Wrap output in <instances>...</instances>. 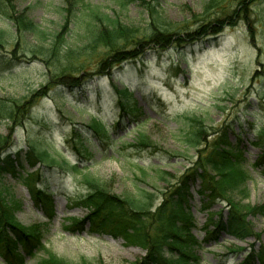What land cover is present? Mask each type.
Wrapping results in <instances>:
<instances>
[{
	"label": "rangeland",
	"instance_id": "rangeland-1",
	"mask_svg": "<svg viewBox=\"0 0 264 264\" xmlns=\"http://www.w3.org/2000/svg\"><path fill=\"white\" fill-rule=\"evenodd\" d=\"M147 1L127 0L119 6L116 0H84L140 32L147 23L143 6ZM240 2L159 0L161 12L173 25L183 24L192 30L210 15H233L234 23L219 34H207L193 43L165 50L150 46L140 58L126 61L106 74H95L100 57L96 54L87 62L86 72L79 76L84 78L87 90L64 88L63 98L55 95L57 87L46 89V65L30 61V54L23 57L21 50H17L19 45H46L48 36L58 31L64 33L63 0H12L10 9L18 14L24 12L46 34L41 37L31 33L18 35L0 12V30L9 39L6 47L19 56L12 65L0 69V97L26 96L43 86L47 93L33 107L31 119L11 135L6 120H0V137L11 140L6 153L25 151L28 143L34 142L56 159L51 166L47 162H37L33 168L25 166L33 177L39 173L29 182L32 191L22 177L0 174V215H12L19 228L37 236L44 245L24 264H49L51 257L71 264H149L144 247L113 238L104 230L92 231L88 223L74 225L87 212L77 202L86 193L82 177L105 183L114 195L143 199L153 211L163 193L195 160L196 148L190 137L201 127L205 129L202 143L222 135L224 141L232 144L235 154L241 152L240 170L244 176L225 196L209 202L205 211L195 193L199 181L194 183L190 189L194 224L189 233L177 234L181 243L177 254L187 260L184 264H193L196 259L198 264H243L241 260L251 253L250 264H264V260L255 258V253L264 252V175L262 162H257L262 148L250 145L259 139L264 147V0H246L245 18H241ZM203 13L205 16H201ZM67 26L68 45L86 43L82 25ZM124 87L131 96L122 99L134 104L137 110L124 113L115 131L111 128L119 112L115 88ZM93 119L105 123L115 141L107 150L90 144L87 151L91 156L80 158L66 139L73 127L80 133L87 131L85 127ZM138 134L156 148L130 146ZM90 138L96 141L93 135ZM77 163L80 171H73L71 166ZM42 188L49 193L48 202L40 194ZM231 207L243 212L253 235L239 240L219 233L216 241L204 239L206 232L213 229L212 221L217 215L221 213L225 218ZM7 231V238L13 239ZM192 237L200 242L199 247L190 243Z\"/></svg>",
	"mask_w": 264,
	"mask_h": 264
},
{
	"label": "trees",
	"instance_id": "trees-1",
	"mask_svg": "<svg viewBox=\"0 0 264 264\" xmlns=\"http://www.w3.org/2000/svg\"><path fill=\"white\" fill-rule=\"evenodd\" d=\"M126 1L116 0L119 6H123ZM245 2L246 0H241L239 3V6L243 7L241 18H245ZM11 3L12 0H0V12L13 24L15 33L18 35L31 33L37 37L46 35L24 12L18 14L10 9ZM63 4L64 33L60 34L58 31L48 36L46 45H19L17 47V50H21V56L26 57L30 54V61L37 60L46 65L49 69V80L45 87L48 86L46 89L57 87L55 95L62 96L61 98H63L64 88L87 90L84 78L81 79L79 76L86 72L87 62L96 54H100V57L96 63L98 66L95 74H106L126 61L140 58L150 46L165 50L169 47L193 43L207 34H219L225 26L234 23V20H231L233 15L225 17L210 15L202 19L207 23L211 21V23L206 24L203 21L204 23L198 24L191 30L183 24L169 23L170 21L161 12L159 0H149L143 3L148 18L146 27L140 32L136 27L122 24L117 17L104 14L100 8L84 0H63ZM201 16H205V13ZM72 23L84 27L87 36L85 44L77 47L68 45L65 34L69 30L67 25ZM7 45H9V39L5 31L0 30V69L12 65L14 59L19 60L16 51L11 48L7 49ZM15 45L13 43L12 47ZM45 87L22 97H0V120H6L10 135L15 132L16 128L31 119L33 107L47 94L44 92ZM115 91L119 95L117 99L119 112L111 128L116 131L120 125V117L122 118L127 112L129 114L136 112L137 108L126 99H122L131 96L126 87L115 88ZM76 110L79 109L76 108ZM85 128L87 131L80 133L76 127H73L71 136L66 139V143L72 144L73 150L80 158L91 156L87 151L90 144H94L97 149L101 147L107 150L106 148L115 141L109 133V127L100 120H91ZM204 132L205 129L202 127L193 132L190 141L196 148L195 160L191 161L190 168L182 173L177 182L163 193L161 201L153 211L145 200L114 195L105 183L83 175L82 181L86 186V193L81 195L77 202L87 212L81 220H76L74 225L81 227L84 223H88L92 231L104 230L113 238H121L125 242L144 247L148 252L149 264H184L187 260L177 254L181 244L177 240V234L180 231L189 233L194 224L190 212L193 199L191 186L197 180L199 181V187L195 193L200 197L201 210L205 211L210 207L207 205L209 202L212 203L225 196L232 186L244 176L240 170L241 152L235 154L232 144L224 141L222 135H216L211 141L202 143L200 138ZM90 135H93L96 141L91 139ZM250 144L262 148L261 154L257 156V162H262L264 175L263 143L258 139V141H251ZM10 145L9 137H0V174L22 177L26 186L32 191L33 187L29 182L35 180L39 173L33 177L25 166L33 168L37 162L40 164L47 162L51 166L56 163V159L34 142H29L25 151L17 150L13 153H6ZM129 145L156 148L151 141L140 134ZM235 146L238 145L235 144ZM161 152L171 155L167 151ZM71 169L80 171L79 164H73ZM23 170L24 173H22ZM219 180L221 184H217ZM41 190L43 200L48 202L46 195L48 191L43 188ZM2 216L0 215V248L3 250L0 253L2 257L0 264H24L28 257L33 256L35 250L44 249V245L37 236L29 234L13 222L12 215ZM212 227V230L206 232L207 236L204 239L216 241V234L219 233L228 234L239 240H245L253 235L245 215L235 207L228 210L225 218L219 213L212 221ZM7 230H10L14 236L13 239L7 238ZM189 241L194 246L199 247L200 245V242L193 237ZM255 254V258L260 261L264 260V252L259 251ZM251 255L250 253L242 262L249 264L252 260ZM50 259L49 264H71L55 260V257ZM193 264H198V260L196 259Z\"/></svg>",
	"mask_w": 264,
	"mask_h": 264
}]
</instances>
